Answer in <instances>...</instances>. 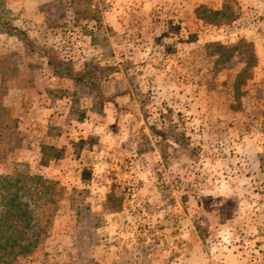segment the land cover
Returning a JSON list of instances; mask_svg holds the SVG:
<instances>
[{
  "label": "rangeland",
  "instance_id": "obj_1",
  "mask_svg": "<svg viewBox=\"0 0 264 264\" xmlns=\"http://www.w3.org/2000/svg\"><path fill=\"white\" fill-rule=\"evenodd\" d=\"M0 16L20 30L0 32V174L63 188L13 264H264V0H0Z\"/></svg>",
  "mask_w": 264,
  "mask_h": 264
},
{
  "label": "trees",
  "instance_id": "obj_2",
  "mask_svg": "<svg viewBox=\"0 0 264 264\" xmlns=\"http://www.w3.org/2000/svg\"><path fill=\"white\" fill-rule=\"evenodd\" d=\"M0 32L20 36V30L2 16ZM46 53L54 72L71 75V71H61L63 61ZM14 134L9 132L8 145ZM62 190L57 181L32 175L25 168L17 167L12 173L0 174V264H13L43 245Z\"/></svg>",
  "mask_w": 264,
  "mask_h": 264
}]
</instances>
